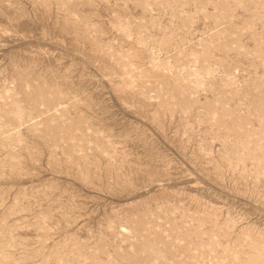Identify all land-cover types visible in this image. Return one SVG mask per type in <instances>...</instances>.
Wrapping results in <instances>:
<instances>
[{
    "label": "rangeland",
    "instance_id": "1",
    "mask_svg": "<svg viewBox=\"0 0 264 264\" xmlns=\"http://www.w3.org/2000/svg\"><path fill=\"white\" fill-rule=\"evenodd\" d=\"M0 264H264V0H0Z\"/></svg>",
    "mask_w": 264,
    "mask_h": 264
}]
</instances>
